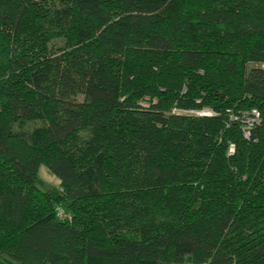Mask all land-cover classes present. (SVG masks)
Listing matches in <instances>:
<instances>
[{"label":"trees","instance_id":"obj_1","mask_svg":"<svg viewBox=\"0 0 264 264\" xmlns=\"http://www.w3.org/2000/svg\"><path fill=\"white\" fill-rule=\"evenodd\" d=\"M0 264H264V0H0Z\"/></svg>","mask_w":264,"mask_h":264},{"label":"rangeland","instance_id":"obj_2","mask_svg":"<svg viewBox=\"0 0 264 264\" xmlns=\"http://www.w3.org/2000/svg\"><path fill=\"white\" fill-rule=\"evenodd\" d=\"M58 41H54L53 43L57 44ZM60 46V41H59ZM257 118V116H255ZM257 119L253 120L252 118L248 120V122H255ZM39 179L40 183H38V187L41 190H45L50 187L58 188L59 180L45 167H40L39 169Z\"/></svg>","mask_w":264,"mask_h":264},{"label":"built area","instance_id":"obj_3","mask_svg":"<svg viewBox=\"0 0 264 264\" xmlns=\"http://www.w3.org/2000/svg\"><path fill=\"white\" fill-rule=\"evenodd\" d=\"M141 105H142V106H147L146 103H141ZM58 214H59V216H61V215H62V214H61V211H60Z\"/></svg>","mask_w":264,"mask_h":264}]
</instances>
